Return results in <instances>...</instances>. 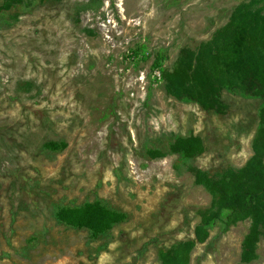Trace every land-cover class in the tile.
<instances>
[{
    "label": "rangeland",
    "instance_id": "374dc122",
    "mask_svg": "<svg viewBox=\"0 0 264 264\" xmlns=\"http://www.w3.org/2000/svg\"><path fill=\"white\" fill-rule=\"evenodd\" d=\"M240 4L264 14V0H0V264H162L185 242L188 264H264L263 240L240 261L247 220L197 239L217 199L187 170L221 183L242 169L262 102L222 89L220 114L165 91ZM93 203L123 221L93 237L56 218Z\"/></svg>",
    "mask_w": 264,
    "mask_h": 264
},
{
    "label": "trees",
    "instance_id": "16d2710c",
    "mask_svg": "<svg viewBox=\"0 0 264 264\" xmlns=\"http://www.w3.org/2000/svg\"><path fill=\"white\" fill-rule=\"evenodd\" d=\"M59 1V0H55ZM184 52L180 67L165 79V91L176 98L186 97L204 110L224 112L220 100L222 89L239 90L262 102L261 122L252 141L253 156L238 171H230L225 182H213L198 168L187 167L195 182L215 193L216 210L196 229L199 233L220 224L221 233L242 221H249L247 233L240 245V261L249 263L257 258V244L264 241V14L251 11L248 4L237 6L222 28L215 31L211 41L201 44L193 60ZM163 56L153 59L150 70H160ZM54 144H46L51 148ZM173 153L191 158L201 152L195 140H177L170 146ZM56 218L62 224L85 228L93 237L106 233L123 221L121 213L109 210L100 203L78 208H60ZM192 242H185L165 252L162 264H188ZM182 253H184L182 255Z\"/></svg>",
    "mask_w": 264,
    "mask_h": 264
},
{
    "label": "built area",
    "instance_id": "2783aa9c",
    "mask_svg": "<svg viewBox=\"0 0 264 264\" xmlns=\"http://www.w3.org/2000/svg\"><path fill=\"white\" fill-rule=\"evenodd\" d=\"M152 74H153V77H154L155 79L160 80L161 75H160V73H159L158 70H154V71L152 72Z\"/></svg>",
    "mask_w": 264,
    "mask_h": 264
}]
</instances>
